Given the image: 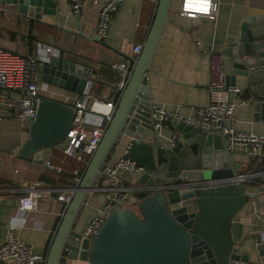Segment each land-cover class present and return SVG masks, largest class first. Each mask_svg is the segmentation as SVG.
<instances>
[{
    "label": "water",
    "instance_id": "1",
    "mask_svg": "<svg viewBox=\"0 0 264 264\" xmlns=\"http://www.w3.org/2000/svg\"><path fill=\"white\" fill-rule=\"evenodd\" d=\"M171 0H157L151 27L125 87L114 93L115 109L103 132L46 253L45 264H65L79 259L87 264H259L240 253L244 240L232 238L231 225L244 207L247 188L264 186V164L239 171L228 148V140L218 132L202 130L179 119H172V144L159 138L152 128V101L147 83L148 64ZM6 8L40 19L55 14L53 0H10ZM256 36L264 47V24L250 29L242 27L237 38L228 44L225 60L231 70L225 73L226 86H238L248 93L253 119H264V78L257 61L241 56L240 42ZM107 45L106 41H102ZM253 48V43L251 44ZM256 48V47H255ZM231 50V52H230ZM222 53V54H223ZM40 80L46 84L78 94L92 79L93 70L69 61L58 53L41 62ZM261 77V78H260ZM76 109L60 100L41 96L34 118L27 125V136L15 152L17 158L41 163L52 148L60 145L73 126ZM128 140V159L143 168L141 184L174 181L189 187L167 193L154 191L137 201L134 207L112 208L93 236L75 231L78 213L87 192L93 190L94 178L107 164L115 148ZM243 182L212 187L194 183L227 177H246ZM150 178V179H148ZM262 264V263H260Z\"/></svg>",
    "mask_w": 264,
    "mask_h": 264
},
{
    "label": "crops",
    "instance_id": "2",
    "mask_svg": "<svg viewBox=\"0 0 264 264\" xmlns=\"http://www.w3.org/2000/svg\"><path fill=\"white\" fill-rule=\"evenodd\" d=\"M9 1L0 0V46L14 53H18L16 50L19 49L28 55L37 53L46 45L61 57L87 68H107L114 73L113 77L105 78L98 73L92 75V79L101 82L100 90L95 89V82L90 84L92 97L107 100L113 99V88L121 74L112 64H125L132 69V59L137 55L132 48L135 45L142 48L157 2L123 0L109 20L105 45L95 38L94 29L97 12L108 0H86L78 16L71 12L70 0H53L56 3L55 14H43L40 19L7 9L6 2ZM179 5L180 0L170 2L168 19L163 24L148 64L147 83L152 105L171 112L179 110L184 116H192L194 109L206 106L211 99L210 55L213 52L221 53L223 72L231 70V61L224 59L228 53L225 56L223 52L230 49L228 44L237 38L242 27L253 30L264 24V0H219L213 19L179 16ZM262 43L256 36L244 38L240 42L241 56L247 62L257 61L259 67L264 66V47L258 46ZM260 74L264 78L263 71ZM39 83L41 86L44 83L40 80V73ZM44 87L41 95L51 99L61 101L68 95L72 101L79 96L50 84L45 83ZM234 99V129L264 135V119H253L248 93L240 87ZM241 101L246 103L241 104ZM169 124L158 133L165 142L173 135ZM26 136L27 129L20 122L8 114L0 115V241L8 232L13 233L41 255L42 260L36 264H45L48 247L67 207V204L57 200V195L61 191L73 189V170L77 169L81 175L86 166L84 162L64 155L62 145L49 150L41 163L19 159L15 152ZM127 146L128 140H121L107 164L126 155ZM230 151L235 166L247 169L249 164L245 151L234 147ZM46 160L50 161L53 168L43 165ZM117 176L122 185L130 188L128 200L132 208L137 201L135 190L143 186L138 180L141 173L120 171ZM36 182H39L36 208L25 215L18 209L17 202ZM252 185L255 186L254 183ZM251 187L247 188L248 191ZM254 189L252 209L251 204H247L237 213L232 221L231 232L234 241L244 240L240 253L248 254L249 261H258L260 264L255 232L264 227V187L258 185ZM104 203L101 191L87 192L74 230L83 233ZM65 264L87 263L79 259H67Z\"/></svg>",
    "mask_w": 264,
    "mask_h": 264
},
{
    "label": "built area",
    "instance_id": "3",
    "mask_svg": "<svg viewBox=\"0 0 264 264\" xmlns=\"http://www.w3.org/2000/svg\"><path fill=\"white\" fill-rule=\"evenodd\" d=\"M86 0H70L71 12L78 16ZM123 0H108L98 10L95 21V38L105 41L107 38V28L112 14L118 9ZM156 2L157 0H148ZM207 5L206 11L197 8H189V3ZM219 0H180L178 15L187 18L204 17L213 19L215 17ZM133 53L137 54L141 46L135 45ZM58 53V52H57ZM56 54L50 46H42L35 54L21 55L0 46V115L8 114L13 119L20 122L25 129L28 123L34 118L36 105L40 100L41 90H45L44 84L39 83V69L41 62L49 55ZM221 53L213 52L210 55V83L211 99L206 106L194 109L192 116H184L179 110L169 111L162 107L152 105V128L159 131L172 119H179L205 131L218 132L228 140V148L243 149L248 158V164L252 168L264 164V135L248 133L235 130V99L240 92L238 86H226L225 73L222 70ZM114 69L121 72L120 79L113 88V93L121 91L127 82L132 69L125 64H112ZM83 99L79 101L78 96L70 100L68 95L62 98V102L71 104L76 112L73 119V126L65 136L62 145L64 155L79 162H84L87 166L101 136L111 120L115 109L114 100L94 98L90 94V84L84 90ZM241 104L246 102L241 101ZM173 138L168 143L172 144ZM48 168H53L49 160L43 162ZM120 171L142 173L143 168L137 166L126 155L119 157L110 164L105 165L103 170L94 178L95 187L93 190L101 191L105 198L102 208L97 210L94 217L89 221L83 236H93L99 228L103 219L112 208L123 206L130 207L128 191L130 188L122 185L118 179ZM246 173V177H227L215 180H205L194 183L196 187H212L217 183L229 184L243 182V179H251L256 173L252 170ZM73 189L61 191L57 195V200L68 204L78 185L81 175L77 169L73 170ZM264 179V178H262ZM39 182L27 190V193L19 197L18 209L25 215L36 208L35 199L38 192L36 188ZM189 183H177L174 181L155 182L143 184L135 192L150 194L154 191L170 192L179 191L189 187ZM264 187V186H263ZM246 193L250 199H254L253 193ZM139 199H137L138 201ZM136 201V203H137ZM135 203V204H136ZM135 206V205H134ZM133 206V207H134ZM257 210V204H255ZM257 237L259 259L264 264V227L255 232ZM41 255L35 253L31 246L22 241L18 236L8 232L4 239L0 241V264H36L41 261Z\"/></svg>",
    "mask_w": 264,
    "mask_h": 264
},
{
    "label": "trees",
    "instance_id": "4",
    "mask_svg": "<svg viewBox=\"0 0 264 264\" xmlns=\"http://www.w3.org/2000/svg\"><path fill=\"white\" fill-rule=\"evenodd\" d=\"M93 70V69H92ZM93 73H98L99 75H101V76H103V77H113V75H114V73H112L110 70H108L107 68H100V69H96V70H93ZM95 84H96V87H95V89L96 90H100L101 88H102V84H101V82H99V81H96L95 80ZM170 122V121H169ZM168 122V123H169ZM167 123V124H168ZM135 194V196L137 197V199H141V198H143L144 196H146L147 195V193H139V192H135L134 193Z\"/></svg>",
    "mask_w": 264,
    "mask_h": 264
},
{
    "label": "rangeland",
    "instance_id": "5",
    "mask_svg": "<svg viewBox=\"0 0 264 264\" xmlns=\"http://www.w3.org/2000/svg\"><path fill=\"white\" fill-rule=\"evenodd\" d=\"M16 51H17V52L19 51L18 53L21 54V55H24V54H25V52H22V51H20L19 49L16 50ZM20 52H21V53H20ZM236 168L240 169L239 165H237ZM240 170H242V169H240ZM257 186H258V185H255V186L252 185V187L250 186L251 188H250V190H249V193H254V192H255V191H254V190H255L254 187H257ZM252 201H253V199L248 198V199H247V202L245 203V205H247V204H251V209H252V205H253V202H252ZM245 205H244V206H245Z\"/></svg>",
    "mask_w": 264,
    "mask_h": 264
},
{
    "label": "clouds",
    "instance_id": "6",
    "mask_svg": "<svg viewBox=\"0 0 264 264\" xmlns=\"http://www.w3.org/2000/svg\"><path fill=\"white\" fill-rule=\"evenodd\" d=\"M188 7L189 8H197V9H200V11H204L203 9L206 7V5H200V4L192 2V3L188 4Z\"/></svg>",
    "mask_w": 264,
    "mask_h": 264
},
{
    "label": "snow or ice",
    "instance_id": "7",
    "mask_svg": "<svg viewBox=\"0 0 264 264\" xmlns=\"http://www.w3.org/2000/svg\"><path fill=\"white\" fill-rule=\"evenodd\" d=\"M198 10H200V9H198ZM204 11H206L207 10V5H206V7L203 9Z\"/></svg>",
    "mask_w": 264,
    "mask_h": 264
}]
</instances>
